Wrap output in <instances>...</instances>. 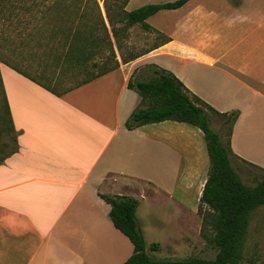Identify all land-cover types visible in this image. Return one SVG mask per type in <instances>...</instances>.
Listing matches in <instances>:
<instances>
[{
    "label": "crops",
    "instance_id": "crops-1",
    "mask_svg": "<svg viewBox=\"0 0 264 264\" xmlns=\"http://www.w3.org/2000/svg\"><path fill=\"white\" fill-rule=\"evenodd\" d=\"M163 11L176 16L172 27L150 26L166 42L61 96L0 64L15 144L0 162V264H123L133 246L102 195L137 201L151 259H210L198 214L203 134L174 121L126 128L140 103L127 83L155 65L215 111H238L232 154L264 169V0H189Z\"/></svg>",
    "mask_w": 264,
    "mask_h": 264
},
{
    "label": "trees",
    "instance_id": "trees-1",
    "mask_svg": "<svg viewBox=\"0 0 264 264\" xmlns=\"http://www.w3.org/2000/svg\"><path fill=\"white\" fill-rule=\"evenodd\" d=\"M100 1L105 16L99 0H0V20L15 32L11 53L19 51L21 56L26 50L29 56L38 58L40 69L31 75L10 63L4 64L50 93L61 96L117 69L120 62L127 63L148 53L149 50L128 59L120 56L119 62L111 39L120 51V36L127 35L135 25L145 32L160 34L146 22L147 19L161 10L178 9L189 0L147 4L131 11L125 9L129 0ZM4 6L8 9L6 16L3 15ZM20 12L28 17L18 29L22 23L12 21ZM166 40L163 36V41ZM47 68L53 70V75L46 74ZM144 68L150 71L148 79H130L127 83L128 89L140 97V103L127 119L126 128L174 121L202 132L209 168L198 201V214L202 218L200 237L217 253L213 260L198 257L182 261L151 259L136 222L137 201L102 195L110 206L108 216L112 225L133 246L131 256L123 264H238L250 214L264 206V176L255 186H246L231 164V159L235 158L230 148L231 130L239 113H219L192 94L171 72L155 65ZM65 81L67 86L60 87ZM0 87L8 116L1 79ZM211 116L220 120V127L227 126L226 142L211 129ZM8 122L11 128L9 117ZM260 170L264 173V169ZM203 207L204 214L201 213ZM151 249H157V245L153 244Z\"/></svg>",
    "mask_w": 264,
    "mask_h": 264
},
{
    "label": "rangeland",
    "instance_id": "rangeland-1",
    "mask_svg": "<svg viewBox=\"0 0 264 264\" xmlns=\"http://www.w3.org/2000/svg\"><path fill=\"white\" fill-rule=\"evenodd\" d=\"M173 1L175 0H133L129 4L127 11L137 9L147 4H158V3L173 2ZM99 6L101 8L103 16H105L103 4L100 0H99ZM3 11H5L3 15L6 16L8 11L6 6L3 7ZM168 13L170 12L167 11L160 12L154 15L153 17L149 18L147 20V23L157 29H169L174 24V18L176 16ZM26 17L28 16L20 12L16 14L12 22L14 24H16L17 22L22 23V25L18 26V29H21V27L23 26V20H26ZM12 40L13 41L16 40L14 30L11 27H6V25L2 23V20H0V64L2 63L4 64V62L10 63L16 66L17 68L24 70L30 73L31 75H34L40 69V67H38V58L29 56L26 50L23 51V54L21 56L18 55L19 51H17L16 54L14 53L12 54L11 53V49L13 46ZM162 40H163L162 34L160 35L158 33L145 32L143 29H141L139 25H135L134 27L130 28L127 31V35L120 36L119 39L120 51L116 49V43L113 39H111L115 51V55L119 62L121 61L120 56L123 57L124 59H128L132 55H139L147 51L150 47L159 44ZM34 48L35 46L32 47L31 49ZM45 72L48 76L53 75V70H51L50 68H47ZM149 72L150 71L148 68L141 69L140 72H138V75L135 76L134 80L136 81V80L148 79L150 76ZM61 85L62 86L60 87L67 86V82L66 81L62 82ZM219 123L220 120H218L216 117L214 116L210 117L211 129L219 134V137L223 142H226L227 126L220 127ZM14 150H15L14 133L12 132L8 122V116L5 112V106H4V101L0 87V162L6 156L12 154ZM231 161H232L231 164L235 172L237 173L242 183L246 186L249 187L255 186L256 183L259 182L264 176L263 171H261L260 169L246 166L240 163L234 157L231 159ZM208 168H209V161L207 158L206 173L208 171ZM195 196L196 195L193 192L187 194V201H189L191 204H194L196 198ZM175 197L177 198V195H175ZM201 213L202 214L205 213V207L202 208ZM205 231L207 232V235L209 236L211 235V232H209V230H205ZM183 235L184 238L193 237L194 231L192 229L191 230L185 229ZM208 245H210L208 247H211L212 249H210L211 250L210 254L206 255L207 257L210 258L207 260H213L217 251L215 248H213V246H211V244ZM145 251L147 250L145 249ZM146 253L148 255L151 254L150 251H147ZM189 257L192 256L188 255L187 253H184V257H180L172 260L182 261ZM238 264H264V207L257 208L255 211H252L250 214L247 232L243 241L241 258Z\"/></svg>",
    "mask_w": 264,
    "mask_h": 264
}]
</instances>
